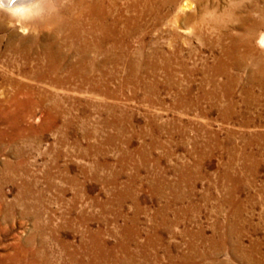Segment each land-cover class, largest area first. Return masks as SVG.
<instances>
[{"label": "rangeland", "instance_id": "rangeland-1", "mask_svg": "<svg viewBox=\"0 0 264 264\" xmlns=\"http://www.w3.org/2000/svg\"><path fill=\"white\" fill-rule=\"evenodd\" d=\"M167 1L0 7V264H264V16Z\"/></svg>", "mask_w": 264, "mask_h": 264}, {"label": "bare ground", "instance_id": "bare-ground-1", "mask_svg": "<svg viewBox=\"0 0 264 264\" xmlns=\"http://www.w3.org/2000/svg\"><path fill=\"white\" fill-rule=\"evenodd\" d=\"M37 1L38 0H0V7H2L5 10L12 11L14 13H24V12L34 8L36 3H37ZM229 1H230V7H228L229 8V10L227 12L228 15L229 16H235V13L238 12L237 19H239L242 22L244 27H248V26L252 27L253 25H258L257 24V20H256L255 17L256 16H260L262 18V16H264V0H229ZM167 2L171 3L172 0H168ZM183 8H185V7H183ZM260 26H262V25H260ZM230 31H232V30H230ZM244 42H245L244 43V47L247 49V52L249 54H252V55L256 56L258 61H259V63H262L264 65V29H261V30L259 29L257 31L255 40H253V39H245ZM234 43H236V42H234ZM238 64H239V62H238Z\"/></svg>", "mask_w": 264, "mask_h": 264}]
</instances>
